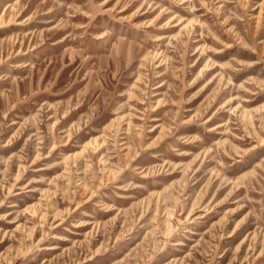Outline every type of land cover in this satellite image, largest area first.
Returning <instances> with one entry per match:
<instances>
[{
    "label": "rangeland",
    "instance_id": "374dc122",
    "mask_svg": "<svg viewBox=\"0 0 264 264\" xmlns=\"http://www.w3.org/2000/svg\"><path fill=\"white\" fill-rule=\"evenodd\" d=\"M0 264H264V0H0Z\"/></svg>",
    "mask_w": 264,
    "mask_h": 264
}]
</instances>
